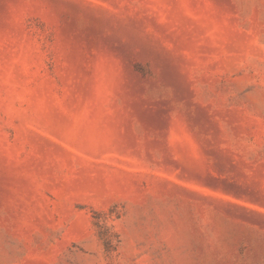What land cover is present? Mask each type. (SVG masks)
I'll return each mask as SVG.
<instances>
[{
    "label": "rangeland",
    "instance_id": "1",
    "mask_svg": "<svg viewBox=\"0 0 264 264\" xmlns=\"http://www.w3.org/2000/svg\"><path fill=\"white\" fill-rule=\"evenodd\" d=\"M0 264H264V0H0Z\"/></svg>",
    "mask_w": 264,
    "mask_h": 264
}]
</instances>
